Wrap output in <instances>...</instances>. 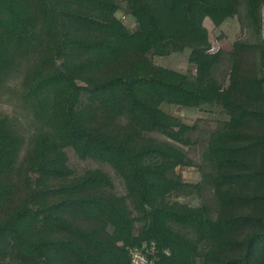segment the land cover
<instances>
[{
    "label": "trees",
    "instance_id": "16d2710c",
    "mask_svg": "<svg viewBox=\"0 0 264 264\" xmlns=\"http://www.w3.org/2000/svg\"><path fill=\"white\" fill-rule=\"evenodd\" d=\"M234 20L214 53L205 22ZM187 51L186 74L154 64ZM7 92L29 123L0 114V264H131L152 244L159 264H264V0H0Z\"/></svg>",
    "mask_w": 264,
    "mask_h": 264
},
{
    "label": "rangeland",
    "instance_id": "374dc122",
    "mask_svg": "<svg viewBox=\"0 0 264 264\" xmlns=\"http://www.w3.org/2000/svg\"><path fill=\"white\" fill-rule=\"evenodd\" d=\"M117 18L132 32L138 30L136 22L124 13H118ZM205 28L209 33L214 53L220 50L230 52L234 42L242 36L240 25L236 20L228 22L220 29L215 28L210 21H206ZM189 55L190 53L187 51L182 54L171 55L165 58L155 57L153 60L154 64L158 67L186 74L191 69L189 66ZM11 96L12 93L8 92L4 93L3 96L0 95V114H9L16 117L23 124H28L29 120L23 115L24 110L22 105L18 103L15 97ZM163 110L173 117L182 120L187 125H194L202 121L205 123H201L202 128H206V126L214 128L217 124L227 120L226 115L219 107L204 106L200 109H185L173 106H164ZM200 153L201 151L196 148L191 152V156L198 159L200 157ZM70 165L76 169L78 173L96 168V166L81 162L73 155H70ZM106 171L110 174V176L114 177V173L110 169H106ZM178 174L186 183L197 184L201 181V176L195 169H180ZM116 182L117 187L122 189V185L119 183V180H116ZM179 202L193 208H197L199 206V202L196 197L184 198Z\"/></svg>",
    "mask_w": 264,
    "mask_h": 264
},
{
    "label": "built area",
    "instance_id": "2783aa9c",
    "mask_svg": "<svg viewBox=\"0 0 264 264\" xmlns=\"http://www.w3.org/2000/svg\"><path fill=\"white\" fill-rule=\"evenodd\" d=\"M131 264H159L156 245H143L141 248H134L129 252Z\"/></svg>",
    "mask_w": 264,
    "mask_h": 264
}]
</instances>
